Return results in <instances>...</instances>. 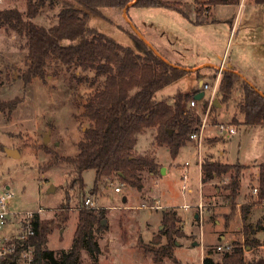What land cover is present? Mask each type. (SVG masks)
Segmentation results:
<instances>
[{"label": "rangeland", "instance_id": "obj_1", "mask_svg": "<svg viewBox=\"0 0 264 264\" xmlns=\"http://www.w3.org/2000/svg\"><path fill=\"white\" fill-rule=\"evenodd\" d=\"M164 1L180 2L191 12L193 19L200 13V19L209 23L195 25L179 13L164 8L131 6L126 17L123 10L105 8L106 19L93 18L89 26L117 41L128 40L131 44L125 33L133 31L129 20L147 42L162 56H167L170 63L184 68L204 62L215 65L216 70L203 68L197 76L188 73L186 78L165 87L157 93L159 100L172 102L178 90L184 91L190 82L194 89L199 87L201 78L212 85V77L221 66H224L223 70L234 66L239 70L241 81L234 87L228 102L223 103L217 93L214 100L218 99L221 106L211 108L207 125L203 127L202 123L200 126L203 130L200 147L197 141L191 140L176 158H172L166 147L155 146V137L152 139L150 130L139 136L136 146L139 152H136L157 157L160 169L170 171L162 174L159 170L157 175L144 172L145 188L137 197L129 192L128 186L123 187L121 194L116 193L114 189L122 183L115 180L104 181L94 192V170L83 173L85 186L82 190L78 183L72 184L75 174L70 166L49 165L53 156L48 151L59 157L78 154V143L91 124L84 116L83 105L92 89L73 77L74 69H59L52 63L47 67L50 75L47 84L36 79L25 86L20 76L26 70L27 51L21 48L23 42L17 41L15 33L0 28V100L21 101L15 110L0 112V193L7 188L15 193L10 207L14 211L42 209L40 221L52 220L60 214L61 208L68 207L69 219L65 227L54 229L48 235L46 248L53 251L57 259L62 251L70 249L79 210L85 208L84 201L89 197L104 212L106 229L96 233L102 253L95 259L82 251L79 264H177L176 261L203 264L208 255L219 260L228 247L244 244L248 233L246 227L261 230L256 237L264 246V202L254 194V189L259 188V167L264 164V126L244 125L238 109L244 94V81L264 94V6L257 5L254 0H242L239 6L217 7L207 5L208 0ZM13 8L26 13L27 0H0V9ZM60 10V4L47 5L33 21L50 28L57 24ZM143 31L151 33L150 41ZM56 71L59 76L54 75ZM209 96L210 91H206V98ZM221 124L233 127L236 133L229 137L221 134L218 129ZM47 136L49 141L45 143ZM5 149L19 150L22 155L20 158L9 157ZM205 159L250 165L243 171L235 208L225 199L229 176L201 185L199 164ZM185 173L188 181L187 191L183 193ZM157 189L162 192V199ZM67 196L69 202H66ZM124 196H129L127 204L122 202ZM155 199H161L163 208L160 211L139 208L142 204H156ZM200 200L202 209L198 207ZM246 203L254 206L244 222L240 209ZM185 205L190 209L185 210ZM170 210L178 214L177 228L181 236L174 238L173 255L156 262L154 255L145 252L141 242L150 248L158 247L153 244V239L160 235V216ZM150 213L155 215L151 218L153 225L146 220ZM143 233L146 239L142 237ZM249 237L253 238L251 233ZM166 243L164 237L161 244ZM220 246L222 250L219 251ZM259 256H264V249L245 251L247 260Z\"/></svg>", "mask_w": 264, "mask_h": 264}, {"label": "trees", "instance_id": "obj_2", "mask_svg": "<svg viewBox=\"0 0 264 264\" xmlns=\"http://www.w3.org/2000/svg\"><path fill=\"white\" fill-rule=\"evenodd\" d=\"M241 1L208 0L207 5L239 6ZM254 2L264 6V0ZM54 4L61 5L57 24L46 28L33 21L42 8ZM129 4L138 8L175 11L195 25L209 23L200 19V13L193 19L191 12L182 3L164 0H27L26 13L16 8L0 9V28L15 33L17 41L23 42L21 48L27 51L26 70L20 76L25 86L36 79L47 84L50 76L47 67L52 63L59 69H74L73 77L78 82L89 84L92 89L83 105L84 116L91 124L78 143V154L59 157L48 151L53 156L49 165L70 166L75 174L72 184L78 183L82 190L85 186L83 173L94 170V192L100 189L104 181L115 180L142 193L145 188L143 173L157 175L160 166L154 156L136 152L139 135L149 129H156L155 145L166 147L171 157L176 158L180 150L191 143L190 136L199 132L202 125L196 109L188 107L194 100L193 95L178 90L172 102L157 98L158 92L188 74L183 67L173 66L157 56L134 31L125 32L131 42V45L126 46L89 26L93 18L106 19L103 9L122 11ZM59 74L58 71L54 73L55 76ZM217 75L218 70L213 80ZM240 81L241 77L234 69L222 71L218 93L223 103L230 100L234 87ZM242 85L244 94L238 109L243 124L264 126V97L247 82L244 81ZM20 102L19 99L10 102L0 100V112L15 110ZM202 107L205 111L207 103ZM211 108L214 110L216 106ZM246 169L247 166L240 163L223 164L205 159L201 163L202 183L208 184L229 176L225 199L235 208L243 171ZM257 198L264 202V164L259 167ZM69 201L70 197L67 196L66 202ZM253 206V203L241 206L244 222ZM68 210V207L61 208L60 214L52 220L40 221L37 218L36 236L32 239L36 246L35 264H79L82 251L95 259L102 253L96 233L106 229V226H102L104 212L87 208L79 210L78 224L69 250L62 251L57 259L54 252L46 248L48 235L54 229L65 227L69 219ZM178 223L180 220L176 211L163 212L160 235L153 239V244L158 247L150 248L141 242L145 252L154 255L156 262L162 257L173 255L174 238L181 236ZM246 229L248 233L244 244L235 243L229 251L222 253L219 260L208 255L204 257L203 264H264V256L246 259V250L254 252L262 246L258 239L249 238V233L252 236L256 234L255 230L252 227ZM164 237L167 243L162 245ZM176 263L181 264L179 261Z\"/></svg>", "mask_w": 264, "mask_h": 264}, {"label": "built area", "instance_id": "obj_3", "mask_svg": "<svg viewBox=\"0 0 264 264\" xmlns=\"http://www.w3.org/2000/svg\"><path fill=\"white\" fill-rule=\"evenodd\" d=\"M223 67L219 69L216 79L213 80L212 85L207 83L202 84L200 92H204L205 95L202 101L192 100L188 107L191 109H196L198 115L202 119L203 127L207 125L208 115L211 107L213 106L214 99L218 93L219 81ZM206 91H210V96L206 98ZM207 103V108L205 112L203 111V105ZM203 114L205 115L203 117ZM219 132L221 134H227L231 136L236 133V130L233 127L226 125L218 126ZM203 130L200 129L199 132L194 133L190 136L191 140L197 141L199 147L202 144L203 140ZM188 166V163H186ZM187 181L188 175L185 173L183 175V185L182 192L187 191ZM127 186L126 184H121L120 187H116L114 191L116 193H121L123 187ZM254 194H258V189H254ZM15 197V193L9 188L0 193V264H35L36 260V246L32 242V239L36 236V224L37 218L43 213L42 209L36 211L32 210H12L11 202ZM84 207L91 210H99V207L96 205L94 200L89 197L84 201ZM200 209L203 208V204L198 205ZM139 208L145 209H158L159 205L148 206L142 204ZM185 209H189L188 205L184 206ZM218 250H222V247H218ZM228 251L230 248L228 247Z\"/></svg>", "mask_w": 264, "mask_h": 264}, {"label": "crops", "instance_id": "obj_4", "mask_svg": "<svg viewBox=\"0 0 264 264\" xmlns=\"http://www.w3.org/2000/svg\"><path fill=\"white\" fill-rule=\"evenodd\" d=\"M235 22V20H233V22L232 23H234ZM144 32V31H143ZM145 33V36H146V38L150 41V38H152L153 36L151 35V33H149V32H144ZM113 38V37H112ZM115 39V38H114ZM116 40V39H115ZM120 44H122V45H126V46H128V45H131L129 42H128V40H126V41H118ZM162 53V52H161ZM163 54V53H162ZM163 56H164V59H166L167 60V56H165V54H163ZM168 61V60H167ZM174 65H179V64H174ZM179 66H181V65H179ZM182 67V66H181ZM191 68H184V69H188V70H193V71H190V72H188V73H192L194 76H197V70L199 69L200 71H199V73L198 74H200L201 73V70H202V68H211L212 70H216V67H215V65L214 64H212V63H209V62H204V63H199V64H195V65H193V66H190ZM201 68V69H200ZM229 68H231V69H234L235 70V72L237 73V74H239V70H237L234 66H230ZM220 69V68H219ZM186 76H188V75H186ZM186 76L184 77V78H186ZM183 78V79H184ZM202 80V81H201ZM201 82L199 83V87H197L196 89H194V86L193 85H191L192 83L190 82L189 84H187V88L186 89H183L184 91V93H186V94H189V95H193V96H195L196 95V93L197 92H199L200 91V87L202 86V84H204L205 83V78H201ZM199 80H197V82H198ZM192 87V88H191ZM150 131H151V137H152V139H153V137H155V135H156V129H149ZM148 131V130H147ZM146 132V131H145ZM144 132V133H145ZM143 134V133H142ZM141 135V134H140ZM139 135V136H140ZM139 138V137H138ZM155 144V143H154ZM156 146V145H155ZM154 146V147H155ZM136 151L137 152H139V150H137L136 149ZM20 152V151H19ZM21 154H20V157H21V155H22V152H20ZM77 155V154H76ZM74 156H75V154H74ZM156 158V161H157V157H155ZM263 163H264V156H263ZM157 163L158 164H161V163H159L158 161H157ZM188 163V162H187ZM188 165H189V163H188ZM199 166H200V178H201V182H202V171H201V162H200V164H199ZM245 166H247V169L249 168V166L250 165H245ZM161 170V169H160ZM169 171L170 170H168L167 171V168L165 169L164 168V174H165V172H167V173H169ZM166 177V176H165ZM162 181V180H161ZM160 182V181H159ZM209 184V183H208ZM202 186L203 185H207V184H201ZM159 186V184L157 185V187ZM107 187H109V186H107ZM157 190H159V189H157ZM148 191V190H147ZM151 191H153V188L151 189ZM241 191V190H240ZM123 192V191H122ZM129 192H131V193H133V194H135V196L137 197V195H139V193H138V191H136L135 189H132V188H129ZM159 192H160V194H161V199H162V192L159 190ZM119 194H121V193H119ZM240 196V195H239ZM202 198V197H201ZM161 199H159V200H157V199H155V203H157L158 205H159V207L160 208H158V209H154V211H160L162 208H163V206L162 205H160V201H161ZM128 201H129V196L127 197V196H124L123 197V199H122V202L123 203H125V204H127L128 203ZM199 203H202L201 202V200H200V202ZM155 205V204H154ZM168 208V207H167ZM185 209V208H184ZM190 209V208H189ZM189 209H185V210H189ZM253 211V210H252ZM154 213H156V212H154ZM154 213H150V215H149V217H147V219L146 220H148L149 222V224H151V225H153V221H152V217L153 216H155L154 215ZM162 215H163V212H162V214H161V221H160V224H159V226L158 227H160V225L162 224ZM195 217L196 218H198V216L197 215H195ZM145 222V221H144ZM148 231H150V230H148ZM255 232H256V234L253 236V238H256V239H258V237H256V235H260V233H261V230H255ZM143 235H144V233L142 234V237H143ZM144 238V237H143ZM222 238H225V237H222ZM250 238V237H249ZM144 239H146V238H144ZM259 248H261V249H264V246L262 245L261 247H259ZM248 252H250L249 250H247Z\"/></svg>", "mask_w": 264, "mask_h": 264}, {"label": "water", "instance_id": "obj_5", "mask_svg": "<svg viewBox=\"0 0 264 264\" xmlns=\"http://www.w3.org/2000/svg\"><path fill=\"white\" fill-rule=\"evenodd\" d=\"M133 4H129L128 6H126L124 8V16L126 17L127 15V11L129 10V8L132 6ZM127 22L130 24V27L133 29V31L135 32V34L140 37L144 42L145 44L150 47L154 53L159 56L160 58H162L163 60L167 61L166 59H164V57L152 46V44H150L149 42H147L142 36L141 34L139 33V31L137 30V28L134 26V24H132L129 20H127ZM169 64L173 65V66H176L172 63H170L169 61H167ZM201 69V68H200ZM203 69V68H202ZM187 72H190V71H193V70H188V69H185ZM251 87L255 88L253 85H251V83H248ZM256 89V88H255ZM256 91L264 97V94L259 91L258 89H256ZM205 93L202 91L200 93H198L197 95L194 96V99L197 100V101H202L203 100V97H204ZM213 105L216 106V107H220L221 105L219 104L218 102V99L214 100L213 102ZM49 141V137L47 136L46 139H45V143H47ZM5 152L7 153V155L9 157H13V158H20V152L19 150H15V149H5ZM161 173L164 174V168L161 169ZM106 222L105 220L102 221V226H105Z\"/></svg>", "mask_w": 264, "mask_h": 264}]
</instances>
